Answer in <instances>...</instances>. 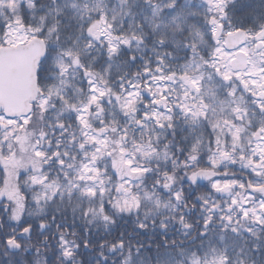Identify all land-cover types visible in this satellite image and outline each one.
<instances>
[{"label": "trees", "instance_id": "trees-1", "mask_svg": "<svg viewBox=\"0 0 264 264\" xmlns=\"http://www.w3.org/2000/svg\"><path fill=\"white\" fill-rule=\"evenodd\" d=\"M113 1L104 0L105 11L85 19L67 8L54 17L61 6L55 0H32L33 11L23 6L18 14L21 32L44 40L48 55L33 115L27 123L15 121L13 128L0 123V264H158L161 258L193 264L213 255H222L226 264H264V224L244 213L248 194L264 200L248 187H264V175L245 169L249 151L228 150L233 161L222 158L215 170L226 177L195 187L188 181L198 171L215 169L212 156L218 150L212 123L201 109L202 95L185 71L190 62L202 60L224 100V74L210 65L217 60L214 51L240 31L251 46L264 41V0H218L215 11L217 0H121L126 10L113 24L118 45L112 55L109 39L96 26L100 14L112 12ZM164 2L174 9L184 6L186 23L180 29L145 23L144 14ZM4 32L0 26V36ZM66 54L81 93L67 106L50 95L59 74L54 61ZM158 78L164 92L156 100ZM89 80L102 84L105 93L90 107L83 127L81 109L93 97ZM230 82L229 87L239 84ZM136 91L142 95L127 102ZM239 94L244 105L255 107L253 95ZM256 121L264 127V121ZM91 137L107 142L103 158L112 159L108 164L99 159V178L87 195L78 172L96 149ZM33 177L71 184L72 194L55 195L37 213L36 191L28 185ZM216 181L234 183L218 190ZM142 196L150 200L142 199L137 211L115 207L124 198ZM28 229L30 239L24 236ZM10 241L20 245V253L8 251Z\"/></svg>", "mask_w": 264, "mask_h": 264}, {"label": "rangeland", "instance_id": "rangeland-1", "mask_svg": "<svg viewBox=\"0 0 264 264\" xmlns=\"http://www.w3.org/2000/svg\"><path fill=\"white\" fill-rule=\"evenodd\" d=\"M55 1L61 4V6L57 13L51 14L54 15V17L59 16L61 12L64 11V8L69 9L81 19H85L91 13L97 15L101 11L104 12L106 9L104 8V0ZM120 2L121 0H114L112 4V12L100 14V20L96 26L99 33L109 39L108 41L111 45V49L115 50L112 51V55L117 52L118 45L116 42L117 38H113V24L117 23V21L123 17V15L121 16L119 13L121 11L125 12L126 10L124 4ZM23 6L28 8L27 11L29 13L33 11L32 0L0 1V26L4 27L5 25L4 36H0V46H3V44L7 46H17L19 44H26L31 40L29 34L32 32H21L23 25L18 14ZM218 6L219 1L217 0L211 10H217ZM106 16H108V18L112 17L111 20H108ZM144 16L145 23H148L149 27L152 28H154V26L157 27V25H160L162 28V26L166 27L168 24H175L177 26L176 28L180 29L178 25L180 23H186L184 6H181L179 9H174L168 5V2L160 4L152 9L148 15L144 14ZM11 18L12 20L9 21ZM45 23L46 20H43L42 24ZM39 31L41 32L42 30ZM54 35L55 30H53L48 37L51 38ZM224 44L225 42L215 49L214 58L217 60L214 64L210 63V65L212 67H220L224 76H229V79L225 80L226 85L224 87V92L228 94L232 90H235L234 96H228V99L235 100V103L229 105L223 99L219 98L218 94L221 89L216 86L211 75H206L204 73L205 64L202 60H194L185 68L186 73L190 77V84L202 95L200 99L204 102V105L201 106L203 115L204 113H207V116L204 115V117L212 123V130L215 134L214 145L218 150V153L216 152L217 154L212 156V164L215 168L213 170H217L220 167L219 163L222 158L230 159L228 156V150L239 151V155H243L249 151V161L245 164V169L257 176L264 175V138H261L259 131L253 134V129L250 127V124L253 121L249 119V110H245L244 101L239 94L240 91H243L244 93L253 95V99L258 100L261 97V93H264V72H262L260 68L250 60L252 52H255L257 48H264V41L258 43L257 46H251V43H248L245 40L243 41L242 39L240 50L248 56L249 66L247 70L241 73H236L231 68L232 63L237 60L236 52L226 51ZM70 52L73 53L74 51L72 50ZM67 55L68 54H66V58L60 57L54 61L59 74L56 76L55 86L50 89L52 99L55 102L62 101L65 106L81 96L80 89L72 82L76 79V72L75 67L70 62L72 61V58ZM68 60L70 61L68 62ZM112 66L113 65L111 64L110 67ZM100 79L102 81L106 78L101 74ZM232 79L238 80L239 84L229 87L228 81H231L230 85L233 81H236ZM92 81L96 86V92L93 93L91 90V93L96 96V99L94 100L92 97L90 102L84 105L81 109L80 119L83 127H85L86 116L90 107L96 105L98 99L101 97V91L105 93L102 84L98 81ZM160 81H163V78H158L155 81L156 85L154 86L155 93L153 94V99L156 100H158L164 92L163 85L160 84ZM150 88L153 89V86ZM253 89H255V94H253ZM139 95H142L140 91L134 92L128 98L127 102H133ZM210 96L212 97L211 100H209ZM156 100H154V102H156ZM213 104L215 105V108L212 107ZM188 107L189 106L186 103L184 104L183 109H187ZM258 107H260L259 104H256L254 108L257 109ZM14 122L15 121H9L4 117L0 118V123H5L11 128H13L12 126ZM24 122L27 123L28 120H25ZM255 123L259 125L257 121H255ZM261 130L264 131V127H261ZM90 139L92 143H96L97 145L95 151H90L92 152L91 163H88L87 165L84 164L78 172V180L81 183H86L85 186H83V191L87 195L93 194L95 189L93 183L99 178V172L96 165L98 164L99 159L104 157L108 150V144L106 141L96 137H91ZM94 155L96 157L95 159L93 158ZM230 160L231 162L233 161L232 159ZM233 183L234 182L231 181H216L213 183V187L218 190H227L231 188ZM28 185L30 189H35L36 191L32 194V197L36 207L35 212L37 213H42L47 202L52 200L55 195L64 197L67 194H72L70 192L73 190V185L71 184H59L58 182L51 184L50 182H45L41 177H33L29 179ZM79 185L81 184L79 183ZM142 199L145 201L150 200L147 196H142L141 198L127 197L122 201H117L115 207L124 212H130L134 209L137 211L140 208V201ZM246 199H248L247 205L249 208L246 209L244 213L254 217L259 223L264 224V200L255 197L252 193L248 194ZM193 264H226V260L222 255H213L203 261H193Z\"/></svg>", "mask_w": 264, "mask_h": 264}, {"label": "water", "instance_id": "water-1", "mask_svg": "<svg viewBox=\"0 0 264 264\" xmlns=\"http://www.w3.org/2000/svg\"><path fill=\"white\" fill-rule=\"evenodd\" d=\"M244 33L237 32L229 35L225 41V50L236 52L237 60L231 68L236 73L248 69L249 58L240 49ZM48 55V47L44 40L35 38L27 44L0 48V115L9 121L29 119L34 112V106L40 99L38 87V69ZM226 177L215 170H202L192 174L188 181L195 187L197 184H206L216 179ZM248 183V182H247ZM249 189L264 198V187ZM30 239L32 231L24 232ZM7 249L12 254L21 252L20 245L15 241L7 243Z\"/></svg>", "mask_w": 264, "mask_h": 264}, {"label": "snow or ice", "instance_id": "snow-or-ice-1", "mask_svg": "<svg viewBox=\"0 0 264 264\" xmlns=\"http://www.w3.org/2000/svg\"><path fill=\"white\" fill-rule=\"evenodd\" d=\"M177 3H179V0H177ZM124 43H128L127 41H124ZM89 45L91 46V40H89ZM110 52L112 51H115L114 49H109ZM250 60L253 64H255L257 67L260 68V70L262 72H264V48H257V50L255 52H252L251 55H250ZM44 69L43 67L41 66L40 69H38V77L40 75L41 72H43ZM217 72L220 71L219 68L216 69ZM225 80H228L229 79V76L225 75L223 77ZM89 85L91 86V90L93 93L96 92V86L94 84V82L92 80H89L88 81ZM253 94H255V89H253ZM100 95L103 96L104 93L103 91L100 92ZM235 95V90H232L230 93H228L225 98H224V101L226 103H228L229 105L235 103V100H230L228 99V96H234ZM93 99L95 100L96 99V96L93 95ZM212 97L210 96L209 97V100H211ZM251 104L254 106L256 104H259L260 106V110L258 112H256L255 108L252 107L251 109H249L248 107V104H247V101L245 103V110L248 111V110H251L253 112V116L249 117L250 120H252L253 122L250 124V127L253 129V134H255L256 132H260V135H261V138H264V131H262L259 127V125L257 123H255L256 119H259L260 121H264V93H261V97L258 99V100H253L251 102ZM213 108H215V105L213 104L212 105ZM205 116H207V113H204ZM259 142V141H258ZM98 150V149H97ZM93 158L95 159V155L93 156ZM101 159L103 160V162L105 164H108L110 162V160L112 159L110 156L107 158V159H104L103 157H101ZM59 163L61 165H63L64 163V159L63 158H60L59 160ZM88 163H91L90 160L88 161H85V164L87 165ZM97 169H99L100 165L99 163L96 165ZM158 264H168V261L166 258H161L158 260Z\"/></svg>", "mask_w": 264, "mask_h": 264}, {"label": "flooded vegetation", "instance_id": "flooded-vegetation-1", "mask_svg": "<svg viewBox=\"0 0 264 264\" xmlns=\"http://www.w3.org/2000/svg\"><path fill=\"white\" fill-rule=\"evenodd\" d=\"M1 1V0H0Z\"/></svg>", "mask_w": 264, "mask_h": 264}]
</instances>
